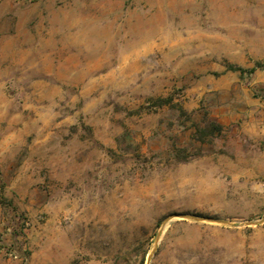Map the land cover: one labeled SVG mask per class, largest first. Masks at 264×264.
<instances>
[{
  "label": "rangeland",
  "instance_id": "obj_1",
  "mask_svg": "<svg viewBox=\"0 0 264 264\" xmlns=\"http://www.w3.org/2000/svg\"><path fill=\"white\" fill-rule=\"evenodd\" d=\"M34 2L0 16V264H264V0Z\"/></svg>",
  "mask_w": 264,
  "mask_h": 264
},
{
  "label": "crops",
  "instance_id": "obj_2",
  "mask_svg": "<svg viewBox=\"0 0 264 264\" xmlns=\"http://www.w3.org/2000/svg\"><path fill=\"white\" fill-rule=\"evenodd\" d=\"M36 0H0V16L7 17L4 21L5 25L9 22L8 17H18L17 21H15L14 26L12 27V31L18 32V28L21 24L20 19L21 16H30L33 13L34 5ZM17 29V30H16ZM10 30H5V34H1L0 38V58H5L10 55L8 46H11L13 41L12 37L15 38V34H9ZM9 108L8 105L0 104V125L1 122L9 118ZM8 113V114H6Z\"/></svg>",
  "mask_w": 264,
  "mask_h": 264
},
{
  "label": "trees",
  "instance_id": "obj_3",
  "mask_svg": "<svg viewBox=\"0 0 264 264\" xmlns=\"http://www.w3.org/2000/svg\"><path fill=\"white\" fill-rule=\"evenodd\" d=\"M233 67L231 68H235L234 65H231ZM239 69H243L242 67H237ZM255 68H252V71H254ZM167 100V99H166ZM223 129V125L216 122V121H213V120H210V119H207V123H206V126L200 130V132L203 134V133H206V132H209L210 133H213L215 131H218V132H221ZM201 134V135H202Z\"/></svg>",
  "mask_w": 264,
  "mask_h": 264
},
{
  "label": "bare ground",
  "instance_id": "obj_4",
  "mask_svg": "<svg viewBox=\"0 0 264 264\" xmlns=\"http://www.w3.org/2000/svg\"><path fill=\"white\" fill-rule=\"evenodd\" d=\"M202 49V48H201Z\"/></svg>",
  "mask_w": 264,
  "mask_h": 264
}]
</instances>
